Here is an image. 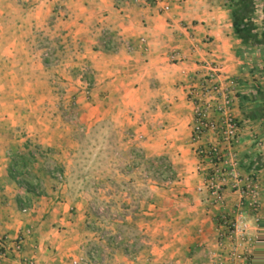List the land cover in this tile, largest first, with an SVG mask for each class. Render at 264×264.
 I'll return each mask as SVG.
<instances>
[{"label":"crops","instance_id":"crops-1","mask_svg":"<svg viewBox=\"0 0 264 264\" xmlns=\"http://www.w3.org/2000/svg\"><path fill=\"white\" fill-rule=\"evenodd\" d=\"M219 1L0 0V239L22 237L20 252H9L0 264H70L83 255L68 204L46 196L53 192L37 167L43 161L32 159L27 167L31 186L42 193L35 196L8 177L13 154L28 157L35 147L63 153L72 132L88 134L111 121L123 146L166 159L192 194L198 183L190 145L193 110L210 84L220 82H235L243 96L233 109L242 121L237 152L242 175L258 183L264 241V81L257 73L264 76V43L244 46ZM46 48L54 53L53 65L44 58ZM82 74L92 85L89 98ZM72 100L74 122L68 124ZM198 198L182 210L188 232L180 240L189 246L187 254L210 243L208 233L200 241L194 235L209 228L203 205H212ZM236 204L235 193L225 191L223 205ZM181 206L174 211L181 214ZM154 224L146 226L151 235Z\"/></svg>","mask_w":264,"mask_h":264},{"label":"rangeland","instance_id":"rangeland-1","mask_svg":"<svg viewBox=\"0 0 264 264\" xmlns=\"http://www.w3.org/2000/svg\"><path fill=\"white\" fill-rule=\"evenodd\" d=\"M219 2L230 13L231 27L235 31L233 15L238 16L242 33L239 39L244 46L245 36L254 39L253 42L250 40V47L258 48L264 43V0ZM53 54L49 48L44 51V58L50 59L51 64ZM257 73L264 79L262 71ZM250 75L254 77V70ZM79 81L85 97L89 98L90 81L85 74L80 75ZM223 83L210 84L207 89L215 87L217 92L206 93L204 102H196L191 131L197 107L207 109L210 121L218 120L216 109L218 103H223L220 96L223 93L231 101L228 114L237 122L240 139L237 144L228 145L209 132L195 143L190 135L191 151L195 156L192 168L198 181L192 194L166 159L148 157L139 150L136 152L123 146V138L113 130L111 121L105 120L102 128L88 134L72 132L63 153L57 148L42 150L35 147L32 150L33 159L43 161L37 166L44 174L43 180L51 185L53 196H46L52 197L54 203L68 204L67 217L69 222L76 224L73 235L83 242L79 246L83 255L74 260L83 258L89 264H261L264 261V255L260 254L264 241L260 236L262 205L258 183L256 178L242 175V161L237 152L242 141V121L234 117L233 109L235 102L243 96L235 82L229 83L228 87ZM211 103L214 106H210ZM74 104L72 100L67 107L65 122L68 124L74 122L71 113ZM212 107L215 116L210 115ZM130 135L125 133L127 138ZM130 140L134 139L131 137ZM53 157L61 158L63 166L56 165ZM225 191L235 193L236 205L228 208L223 205ZM38 194L42 193L38 191ZM198 197H205L212 205H203L204 219L210 218L209 228H199L194 235L200 241V237L208 233L211 246L210 243L206 247L194 246L191 248L193 253L187 254L186 250L190 248L180 240L181 235L188 232L182 218L186 213L182 210L186 209L185 205L193 207L194 202L198 203ZM179 205H182L181 214L174 211ZM151 221L157 226H154L153 235L146 228ZM174 221L178 224L174 225ZM122 257L126 261L120 262Z\"/></svg>","mask_w":264,"mask_h":264},{"label":"built area","instance_id":"built-area-1","mask_svg":"<svg viewBox=\"0 0 264 264\" xmlns=\"http://www.w3.org/2000/svg\"><path fill=\"white\" fill-rule=\"evenodd\" d=\"M167 10V8H165ZM216 88L212 87L211 89H206V93H216ZM220 96L223 99V103H218V120L210 121L207 116V109L203 106L197 107L194 112V123L191 131V140L192 142L197 143L206 133H212V136L220 137L223 139L224 143L231 145L233 142L238 143L240 137L237 136L238 127L237 122L228 114L229 106L231 101L226 99V96L223 93H220ZM213 152H216V149H213ZM232 176L235 177L234 174ZM244 191H242V194ZM26 212V210H23ZM22 247V237H17L11 242H9L7 237L0 239V260L6 258L9 252L19 253ZM260 254L264 255V247L260 250ZM259 255V256H261ZM27 264H34L32 261ZM71 264H89L83 258H79L71 262Z\"/></svg>","mask_w":264,"mask_h":264},{"label":"trees","instance_id":"trees-1","mask_svg":"<svg viewBox=\"0 0 264 264\" xmlns=\"http://www.w3.org/2000/svg\"><path fill=\"white\" fill-rule=\"evenodd\" d=\"M233 20L235 22L236 31H238L239 35L242 34L240 31L241 29L240 21L236 14L233 15ZM244 38L243 39L245 40V45L247 46H250L251 41L254 40V39L251 40V38L247 36H245ZM27 156L28 157L23 156V154L15 153L10 157V164L8 166V177L19 187L24 188L28 194L38 196L36 189H34V187L31 186L30 184L31 178L27 174L28 162L33 159V153L29 151Z\"/></svg>","mask_w":264,"mask_h":264}]
</instances>
